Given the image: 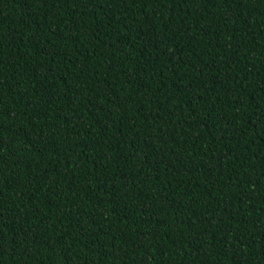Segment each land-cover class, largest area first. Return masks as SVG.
<instances>
[{"label": "trees", "instance_id": "16d2710c", "mask_svg": "<svg viewBox=\"0 0 264 264\" xmlns=\"http://www.w3.org/2000/svg\"><path fill=\"white\" fill-rule=\"evenodd\" d=\"M0 264H264V0H0Z\"/></svg>", "mask_w": 264, "mask_h": 264}]
</instances>
